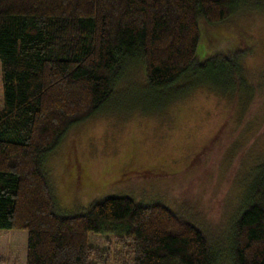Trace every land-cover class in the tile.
Instances as JSON below:
<instances>
[{
	"label": "trees",
	"instance_id": "obj_1",
	"mask_svg": "<svg viewBox=\"0 0 264 264\" xmlns=\"http://www.w3.org/2000/svg\"><path fill=\"white\" fill-rule=\"evenodd\" d=\"M243 2L264 6V0H0V229L28 230L26 264H110V250L89 242L91 232L107 229L116 232L119 260L216 264L205 232L165 203L108 196L84 212L63 211L46 157L73 126L115 98L138 61L150 99L173 103L198 87L226 92L223 84L235 81L224 73L243 74L244 58L195 61L200 20L222 22ZM135 94L142 97L141 90ZM260 163L233 221V264H264Z\"/></svg>",
	"mask_w": 264,
	"mask_h": 264
},
{
	"label": "rangeland",
	"instance_id": "obj_2",
	"mask_svg": "<svg viewBox=\"0 0 264 264\" xmlns=\"http://www.w3.org/2000/svg\"><path fill=\"white\" fill-rule=\"evenodd\" d=\"M200 29L195 61L244 58L243 74L224 73L235 81L226 92L198 87L173 103L150 99L138 61L115 98L47 155L46 168L63 211L84 212L108 196L162 202L205 232L216 264H233V221L264 160V6L243 2L222 22L202 18ZM115 233L91 232L89 242L110 250V264H132L116 259ZM27 249L28 230L0 229V264H26Z\"/></svg>",
	"mask_w": 264,
	"mask_h": 264
}]
</instances>
